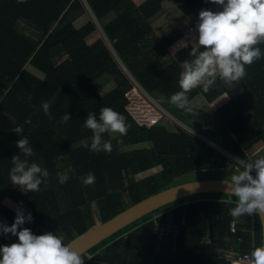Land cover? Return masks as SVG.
Returning <instances> with one entry per match:
<instances>
[{
  "label": "trees",
  "instance_id": "trees-1",
  "mask_svg": "<svg viewBox=\"0 0 264 264\" xmlns=\"http://www.w3.org/2000/svg\"><path fill=\"white\" fill-rule=\"evenodd\" d=\"M164 1L146 0L138 5L133 0H87L102 21L115 13L103 26L128 71L151 94L170 99L182 91L179 78L184 69L175 60L165 66L158 62L182 33L176 29L180 35L172 32L161 40L154 34L151 22L162 12ZM204 1L189 0L188 4L194 8ZM85 5L84 0H0V217L10 226L17 215L5 197L15 202L25 199L30 211L21 213L25 220L18 230L28 228L34 235L52 233L61 238L60 230L68 238L62 240L65 245L150 194L196 179L193 174L199 170L231 161L184 128L171 130L164 124L147 126L135 120L126 108L125 92L132 86L128 74L105 39L87 42L96 23L73 24ZM254 47L261 56L245 65L242 79L230 86L217 75L208 92L198 86L209 101L227 93L226 103L215 111L191 108L193 114L185 119L202 136L242 159L247 158L250 147L264 142V42ZM193 49L197 55L205 50L201 45ZM192 52L183 50L180 60L195 59ZM66 53L71 60L57 67ZM28 64L42 75L29 70ZM101 78L114 81L104 94L95 85ZM42 102L50 104L51 118L44 113ZM103 107L120 113L129 126L123 137L119 133L112 137L110 131L100 134L101 145L111 142V153L91 151L93 132L84 127L89 113L100 122ZM65 114L69 120L62 122ZM17 126L22 128L20 133L13 131ZM20 139L28 140L31 156L17 146ZM146 141L151 146L125 148ZM13 156L48 171L46 177L37 174L40 191H26L11 182ZM158 165L161 170L135 178ZM89 172L95 182L85 185ZM60 174H67V181L61 183ZM237 203L238 197L225 192L185 196L103 239L88 250L90 257L80 256L83 264H228L219 256V248L250 251L262 242L258 212L238 218L229 215ZM233 221L235 231L231 230ZM162 224L169 230L161 238L157 230ZM13 242H18L17 236L0 233V245Z\"/></svg>",
  "mask_w": 264,
  "mask_h": 264
},
{
  "label": "clouds",
  "instance_id": "clouds-1",
  "mask_svg": "<svg viewBox=\"0 0 264 264\" xmlns=\"http://www.w3.org/2000/svg\"><path fill=\"white\" fill-rule=\"evenodd\" d=\"M24 3L25 0H17ZM223 6L221 11L201 10L199 12V45L204 51L193 49L195 59L185 62L184 71L180 73L179 86L182 91L171 95L169 102L179 109L187 108L186 93L203 85V91L208 92L217 75L231 86L233 81H239L245 75V65H251L261 56L260 49L254 47L264 42V0H211ZM44 113L51 118L50 104L42 102ZM62 122L69 120V115L62 116ZM99 121L89 113L84 127L93 132L91 151L112 152V144L105 141L101 145V133L111 131L121 137L127 135L128 124L125 118L110 107L100 110ZM14 132L20 133L22 128L17 126ZM17 146L26 156L33 154L27 139L17 141ZM89 147L87 144L84 145ZM10 170L11 182L26 191H40L41 180L37 174L48 176V171L38 164L27 165L19 156H13ZM255 178L250 175L251 166L238 175L231 177L233 182L230 194L238 197L237 205L229 210V215L238 218L247 213L259 212L264 214V158L256 161ZM67 174H60V182L67 181ZM95 176L89 172L84 179L85 185H92ZM245 182V183H242ZM28 219H31L29 215ZM24 216L18 211L14 222L5 226L3 231L18 237V242L0 245V264H83L81 256L69 246L62 243V238L44 233L34 235L28 228L19 229L24 224ZM252 264H264V247H258L252 252Z\"/></svg>",
  "mask_w": 264,
  "mask_h": 264
},
{
  "label": "rangeland",
  "instance_id": "rangeland-1",
  "mask_svg": "<svg viewBox=\"0 0 264 264\" xmlns=\"http://www.w3.org/2000/svg\"><path fill=\"white\" fill-rule=\"evenodd\" d=\"M138 5H141L146 0H133ZM189 0H165L163 2L164 8L162 12L151 22V26L154 29V34L157 36L159 40L163 39L165 35L169 33H174V36L180 35L179 32H181V36L178 37L177 40L173 44H170L167 46V53L163 55V59L158 62L159 66H165L174 60L183 67L185 62H191L194 60L187 59L185 61L180 60V57H183V50L186 49L187 52H192L194 47H197L199 45L198 39H199V32L197 29V24L199 23V12L201 10H211L214 12L221 11L223 6L219 5L217 3H212L211 0H206L202 3H200L197 7L190 6V3L188 4ZM87 7V8H86ZM91 6L85 5L84 9L80 11V13L86 14L85 16H91L92 21H96L95 16L93 15V12L90 9ZM111 18L114 16V12L111 13ZM97 22V21H96ZM97 27L100 29V33L103 36V32H101L100 25L98 23ZM176 29L179 30V32L176 31ZM103 31V30H102ZM103 38H106L105 35ZM108 46L110 47L112 53L114 54L115 59L119 63L120 67L128 74L129 78L131 79V74L128 72V69H125L124 63L119 58L116 50L114 49L111 42L106 39L105 40ZM164 42V41H163ZM66 61V57L62 56V58L57 63V67L63 65ZM29 70L32 72L41 75L42 72L33 67L32 65H27ZM132 80V79H131ZM113 80H104L103 78L99 79L95 85L98 86L99 91L101 94H104L105 92L109 91L111 88H113ZM160 99V102L163 106L164 112L163 117L160 120V124L166 125L171 130H177V128H184L191 134H194L200 138H202L205 142L212 145L213 147L217 148L229 158H231V161L229 164L224 165L222 167H213L211 169H205V170H199L195 172L193 175L202 178V177H224V178H230L234 175H238L241 172L245 171L246 169L251 166L250 175L255 178L256 176V168L255 163L257 160L264 158V142H258L256 143L251 149L248 150V156L246 159L239 158L238 156L232 154L231 152L225 150L221 144L217 143L211 138L204 137L200 133H198L195 129L190 127L187 122H185L186 117L188 115L193 114V111H186L185 109H179L175 105L170 104L169 99H165L164 97H161L156 94H152ZM186 96L188 98L187 108H211L216 107V105H213V102H209L205 99V97L200 93L198 86L191 91L186 93ZM140 100V99H138ZM141 103L145 104L143 100H141ZM110 134L112 137H115L117 133L111 132ZM147 147L151 146L150 141L146 142H140V143H134L131 145H126V149H134L138 147ZM162 166L158 165L156 167H153L147 171L141 172L137 175H135L136 179H142L150 174L161 170ZM192 175V176H193ZM23 192V191H20ZM8 197H5L4 201L8 202L10 206L17 212L20 213H26L29 212L30 209L27 206L26 200L22 199L20 202H14L13 200L9 201ZM157 214H155L156 216ZM48 227L51 226V224H46ZM5 226H9V221L3 217H0V233H5L3 231V228ZM169 227H166V230H168ZM60 233V236L62 240H68L67 236L63 231L58 230ZM90 257V256H88Z\"/></svg>",
  "mask_w": 264,
  "mask_h": 264
},
{
  "label": "water",
  "instance_id": "water-1",
  "mask_svg": "<svg viewBox=\"0 0 264 264\" xmlns=\"http://www.w3.org/2000/svg\"><path fill=\"white\" fill-rule=\"evenodd\" d=\"M232 184L233 182L230 178L202 177L168 186L128 206L109 219L96 223L66 245L75 250L79 255L87 254V256H90L88 250L91 247L147 213L196 193L225 192L230 194ZM258 215L262 231L261 247H264V214L258 212Z\"/></svg>",
  "mask_w": 264,
  "mask_h": 264
},
{
  "label": "built area",
  "instance_id": "built-area-1",
  "mask_svg": "<svg viewBox=\"0 0 264 264\" xmlns=\"http://www.w3.org/2000/svg\"><path fill=\"white\" fill-rule=\"evenodd\" d=\"M84 1L89 5L87 0ZM125 69H127L126 66ZM131 79L132 86L125 92L127 98V110L141 125L152 126L154 124H159L164 112L160 99L146 90L133 75L131 76ZM141 100H143L145 104L141 103ZM166 227L168 226L164 224L159 225V229L157 230L159 237L162 238V234L166 230ZM231 230H236L235 221L231 223ZM255 249V245L252 246L250 251H241L240 249L233 247H223L218 250V253L221 258L228 262V264H252L251 254Z\"/></svg>",
  "mask_w": 264,
  "mask_h": 264
},
{
  "label": "crops",
  "instance_id": "crops-1",
  "mask_svg": "<svg viewBox=\"0 0 264 264\" xmlns=\"http://www.w3.org/2000/svg\"><path fill=\"white\" fill-rule=\"evenodd\" d=\"M220 5V4H219ZM88 6H90V4L88 5ZM87 8V7H86ZM90 9H91V11L93 12V10H92V8L90 7ZM86 14H83V13H80V14H78L75 18H74V20H73V24L76 26V27H81L82 25H84L87 21H89L90 19H91V16L89 15H87V16H85ZM93 15L95 16V19H96V21H95V23H98L99 25H100V28H101V32H103V34L105 35V37L106 38H103V36L101 35V33H100V29H99V27H97V24H96V30L91 34V35H89L88 36V38H87V42L88 43H92V42H94L95 40H97L98 38H103V39H108V37H107V34H106V32H105V30H104V22H108L110 19H112L111 18V15L112 14H110L106 19H105V21H102V20H100V19H98L97 17H96V15L94 14V12H93ZM115 15V14H114ZM90 18V19H89ZM103 30V31H102ZM63 56H65L66 57V61H65V63L64 64H66V63H68L70 60H71V57H70V55L69 54H64ZM63 64V65H64ZM29 65V64H28ZM62 66V65H61ZM42 75V74H41ZM113 85H114V82H113ZM201 93V92H200ZM204 96V95H203ZM205 97V96H204ZM205 99L207 100V101H209L206 97H205ZM229 99V96H228V94L227 93H224V94H222V95H219L218 97H216L214 100H212V101H209V102H213V105H216V107H211V108H208V109H206V108H204V110H212V111H215V110H217L219 107H221L223 104H225L226 103V101ZM201 109H203V108H201ZM262 142V141H261ZM254 146V145H253ZM252 146V147H253ZM252 147H250L249 149H251ZM248 149V150H249ZM225 150H227L226 148H225ZM248 150H247V152H248ZM247 155H248V153H247ZM9 201H11V199H8ZM15 202V201H14ZM7 204H8V202H6ZM9 206H10V204H8ZM10 207H12V206H10ZM176 228L174 229V230H177L178 229V227H177V225L175 226ZM173 232V231H172ZM177 233V231H174V234H176ZM207 240L208 241H210V239H209V237H207ZM160 244H161V241L158 243V248H160ZM221 248H223V247H221ZM220 249V248H219ZM218 249V250H219ZM154 259H155V257H154Z\"/></svg>",
  "mask_w": 264,
  "mask_h": 264
}]
</instances>
